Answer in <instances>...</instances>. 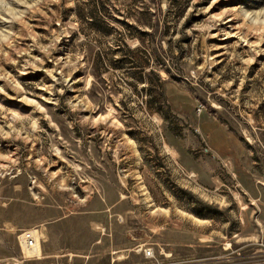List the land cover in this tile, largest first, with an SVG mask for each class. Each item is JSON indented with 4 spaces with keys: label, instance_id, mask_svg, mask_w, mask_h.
<instances>
[{
    "label": "rangeland",
    "instance_id": "1",
    "mask_svg": "<svg viewBox=\"0 0 264 264\" xmlns=\"http://www.w3.org/2000/svg\"><path fill=\"white\" fill-rule=\"evenodd\" d=\"M0 264H264V0H0Z\"/></svg>",
    "mask_w": 264,
    "mask_h": 264
},
{
    "label": "built area",
    "instance_id": "2",
    "mask_svg": "<svg viewBox=\"0 0 264 264\" xmlns=\"http://www.w3.org/2000/svg\"><path fill=\"white\" fill-rule=\"evenodd\" d=\"M32 232L33 231L28 230L21 234L25 247H31L35 243V238H33L34 234ZM140 250L142 251L144 258L149 259L150 257L154 256L153 249H151L150 247L142 249L140 248Z\"/></svg>",
    "mask_w": 264,
    "mask_h": 264
},
{
    "label": "bare ground",
    "instance_id": "3",
    "mask_svg": "<svg viewBox=\"0 0 264 264\" xmlns=\"http://www.w3.org/2000/svg\"><path fill=\"white\" fill-rule=\"evenodd\" d=\"M35 238V237H33ZM38 241L37 239L35 238V243L33 246L31 247H25V253H27V255H31V256H38L39 253H38Z\"/></svg>",
    "mask_w": 264,
    "mask_h": 264
},
{
    "label": "crops",
    "instance_id": "4",
    "mask_svg": "<svg viewBox=\"0 0 264 264\" xmlns=\"http://www.w3.org/2000/svg\"><path fill=\"white\" fill-rule=\"evenodd\" d=\"M141 251V250H140ZM40 252H41V249H40ZM46 257H48V255H46ZM59 257V255L58 254H56L55 255V258H58Z\"/></svg>",
    "mask_w": 264,
    "mask_h": 264
},
{
    "label": "trees",
    "instance_id": "5",
    "mask_svg": "<svg viewBox=\"0 0 264 264\" xmlns=\"http://www.w3.org/2000/svg\"><path fill=\"white\" fill-rule=\"evenodd\" d=\"M165 84V83H164ZM174 94V93H173ZM173 94H168V96L170 97V96H174ZM171 98V97H170Z\"/></svg>",
    "mask_w": 264,
    "mask_h": 264
}]
</instances>
